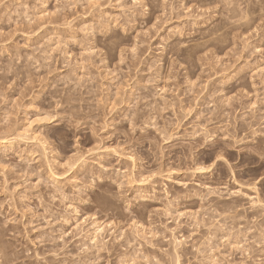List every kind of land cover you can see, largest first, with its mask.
I'll return each mask as SVG.
<instances>
[{
    "label": "clouds",
    "instance_id": "obj_1",
    "mask_svg": "<svg viewBox=\"0 0 264 264\" xmlns=\"http://www.w3.org/2000/svg\"><path fill=\"white\" fill-rule=\"evenodd\" d=\"M0 264H264V0H0Z\"/></svg>",
    "mask_w": 264,
    "mask_h": 264
}]
</instances>
